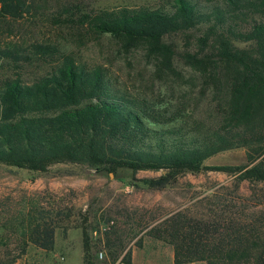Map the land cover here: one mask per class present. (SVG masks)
Wrapping results in <instances>:
<instances>
[{
	"label": "trees",
	"instance_id": "16d2710c",
	"mask_svg": "<svg viewBox=\"0 0 264 264\" xmlns=\"http://www.w3.org/2000/svg\"><path fill=\"white\" fill-rule=\"evenodd\" d=\"M29 1L0 0V19L21 17ZM199 2L90 10L72 3L53 17L57 25L111 34L125 47L143 46L148 56L158 57L160 75L181 80L175 85L178 103L172 95L150 100L120 92L101 66L78 62L54 43H32L26 53L1 45L0 163L45 171L69 162L113 174L123 167L163 169L147 181L155 187L208 170L264 182V0ZM177 34L183 44L167 41ZM177 59L188 70L186 81ZM39 61L43 69L27 71ZM196 78L202 93L188 99L191 91L182 87L186 82L193 88ZM235 147L245 149L246 164L204 163ZM180 217L172 215L161 229L173 246L174 264H264V211L224 224ZM81 232L83 262L92 264L84 227ZM47 239L40 237L42 248L51 244Z\"/></svg>",
	"mask_w": 264,
	"mask_h": 264
},
{
	"label": "rangeland",
	"instance_id": "374dc122",
	"mask_svg": "<svg viewBox=\"0 0 264 264\" xmlns=\"http://www.w3.org/2000/svg\"><path fill=\"white\" fill-rule=\"evenodd\" d=\"M209 6L219 0H199ZM21 17L0 19V46H20L26 53L32 43H54L62 52L88 66H101L115 89L131 97L155 100L172 95L177 83L157 71V58L143 46L125 47L108 33L71 29L53 20L61 6L79 4L83 9L122 5H159L167 0H30ZM183 44L181 34L166 38ZM192 43V42H190ZM185 45H183V48ZM45 64L34 62L28 72ZM176 68L188 70L176 60ZM27 77V76H26ZM183 81V83H184ZM183 90L199 97L201 84ZM173 85L174 95L167 85ZM192 87V86H191ZM208 165H244L245 149L235 147L204 160ZM164 172L120 168L115 174L95 171L85 164L55 162L45 171L0 163V264H84L81 228L86 230L92 264H174L173 246L165 220L180 219L220 223L255 219L264 211V182L237 181L223 171L186 172L162 187L147 181ZM167 223V222H166ZM46 228V234L42 230ZM51 244L40 246V237ZM47 239V240H48ZM26 241V242H24ZM36 241V242H31ZM103 251V257L96 252ZM184 264H205L202 261Z\"/></svg>",
	"mask_w": 264,
	"mask_h": 264
},
{
	"label": "built area",
	"instance_id": "2783aa9c",
	"mask_svg": "<svg viewBox=\"0 0 264 264\" xmlns=\"http://www.w3.org/2000/svg\"><path fill=\"white\" fill-rule=\"evenodd\" d=\"M103 251L101 250V251H98V252H96V257H98V258H102L103 257Z\"/></svg>",
	"mask_w": 264,
	"mask_h": 264
}]
</instances>
